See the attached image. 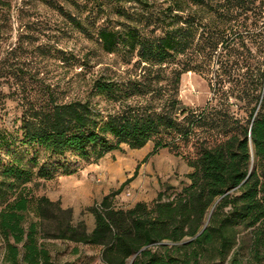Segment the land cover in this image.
<instances>
[{
    "label": "trees",
    "instance_id": "obj_1",
    "mask_svg": "<svg viewBox=\"0 0 264 264\" xmlns=\"http://www.w3.org/2000/svg\"><path fill=\"white\" fill-rule=\"evenodd\" d=\"M72 6L73 15L58 11L74 29L96 38L107 54L122 47L144 75L122 84L96 79L85 100L28 105L18 138L0 129V149L18 142L47 159L73 154L96 163L121 145L139 150L151 142L149 156L167 149L192 172L173 197L159 193L151 204L123 210L113 205L118 192L102 197L88 233L82 223H72L70 210L34 197L26 187L34 178L52 180L56 168L14 157L0 168L2 263L52 264L44 242L56 240L99 247L104 264H264V63L255 62V80L235 96L253 105L246 120L227 112L229 81L220 71L225 67L231 74L239 65L229 59L233 26L244 15L250 37L264 16V0H93ZM241 46L250 70L254 56ZM213 62L219 65L213 100L224 110L182 106L180 77L202 74ZM89 98L114 107L101 111Z\"/></svg>",
    "mask_w": 264,
    "mask_h": 264
},
{
    "label": "rangeland",
    "instance_id": "obj_2",
    "mask_svg": "<svg viewBox=\"0 0 264 264\" xmlns=\"http://www.w3.org/2000/svg\"><path fill=\"white\" fill-rule=\"evenodd\" d=\"M1 1L4 7L0 10V129L13 138L20 136L19 119L30 104L85 100L96 79L122 84L139 81L144 75L142 66L135 64L133 56H126L122 47L112 54L105 53L96 38H87L78 32L58 11L61 8L64 13L73 15V2L82 6L93 0ZM243 17L241 15L234 24V34L229 38L232 48L229 59L239 65L230 69L231 74L225 67L220 71L226 73L229 81L224 88L231 95L227 112L246 120L253 105L237 101L235 96L255 80V62L257 65L264 63V55L260 53V44L264 42V16L253 27L250 37L244 32ZM242 42L254 56L250 70L243 64L246 52ZM214 62L203 69L202 74L188 72L180 77L178 100L182 106L194 110L210 104L224 110L217 97L213 100V80L219 68ZM172 67L166 68L161 75L168 77ZM89 101L101 111L108 112L114 107L98 98H89ZM152 148L151 142L139 150L121 145L98 162L85 163L73 154L47 159L41 150L17 142L0 149V168L11 164L14 157L23 162L36 158L40 163L54 166L52 180L34 178L26 185L27 189L36 198L44 197L59 203L61 209L70 210L72 223H82L89 233L94 227L92 209L111 192H118L113 199L114 207L128 210L139 202L151 204L159 193L165 199L171 198L188 185L187 175L192 169L186 160L167 149L149 156ZM27 218L29 221L31 216ZM44 243L52 264H104L99 247L56 240ZM4 252L0 237V264H3Z\"/></svg>",
    "mask_w": 264,
    "mask_h": 264
}]
</instances>
